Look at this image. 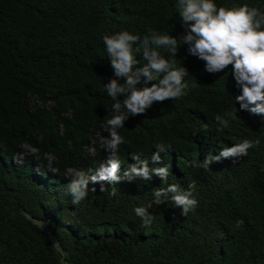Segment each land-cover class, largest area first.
I'll return each instance as SVG.
<instances>
[{
    "label": "trees",
    "instance_id": "trees-1",
    "mask_svg": "<svg viewBox=\"0 0 264 264\" xmlns=\"http://www.w3.org/2000/svg\"><path fill=\"white\" fill-rule=\"evenodd\" d=\"M216 3L264 12V0ZM122 30L177 39L185 31L177 0H0V264H264V116L240 110L231 65L210 74L187 44L176 57L162 53L188 69L187 95L154 103L119 129L121 174L138 152L150 167L168 166V177L105 185L115 196L90 182L96 192L72 203L71 172L108 155L102 141L114 102L103 86L123 78L103 37ZM235 109L234 119L225 116ZM216 115L228 128L217 130ZM243 139L260 144L235 162L195 166ZM158 143L171 149L154 164ZM23 145L37 152L16 162ZM173 183L194 184L198 206L184 217L170 200L153 204V223L143 226L134 209Z\"/></svg>",
    "mask_w": 264,
    "mask_h": 264
},
{
    "label": "clouds",
    "instance_id": "clouds-1",
    "mask_svg": "<svg viewBox=\"0 0 264 264\" xmlns=\"http://www.w3.org/2000/svg\"><path fill=\"white\" fill-rule=\"evenodd\" d=\"M177 7L185 30L180 39L155 30L149 31L142 38L128 30L103 37L115 77L123 78V82L113 78L104 83V91L114 102L111 115L106 121L110 135L102 141L108 155L95 169L71 172L67 194L71 196L74 205L80 204L89 190L96 192L95 187H89L90 182L93 185L100 184V192L115 196V190L109 193L105 185H116L122 180L133 181L137 178L151 181L153 176L161 180L168 177V166L150 167L148 160L141 159V153L138 152L132 153L136 163L130 164L121 174L122 163L118 155L120 145L125 143L119 129L125 126L126 120L145 114L154 103L187 95L189 84L185 77L189 73L188 69L177 67L176 61L166 58L163 52L176 57L179 46L187 44L189 54L204 61L205 71L210 74L222 72L231 65L232 76L241 89L235 97L240 110L264 116V12L247 3L231 7L218 6L216 0H177ZM138 56L140 59H137ZM141 61L144 63L137 67ZM140 84L144 86L138 87ZM121 96L123 99L118 98ZM236 112L237 109L225 113V116L234 119ZM225 116H215L218 131L229 126ZM259 144V139H243L232 146L222 147L218 155L209 154L200 165H195L194 161L192 163L210 170L209 166L213 162L221 159H232L235 162L247 156L249 150ZM155 148L157 151L151 156L154 164L161 161L160 153L168 152L171 145L158 143ZM194 191V184L184 190L175 183L155 189L154 199L147 207H136L135 214L141 218L143 226H151L154 217L148 208L170 200L175 208L180 209V215L186 217L198 206ZM238 223L242 224L243 221ZM57 250L60 251L59 245Z\"/></svg>",
    "mask_w": 264,
    "mask_h": 264
},
{
    "label": "rangeland",
    "instance_id": "rangeland-1",
    "mask_svg": "<svg viewBox=\"0 0 264 264\" xmlns=\"http://www.w3.org/2000/svg\"><path fill=\"white\" fill-rule=\"evenodd\" d=\"M22 151H23V154L14 155V157H13L14 161L18 162L24 154H35L37 152L35 148L30 147L28 145H23ZM47 159H48V164H49L50 160L52 159V156L51 155L47 156Z\"/></svg>",
    "mask_w": 264,
    "mask_h": 264
}]
</instances>
